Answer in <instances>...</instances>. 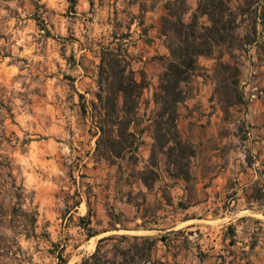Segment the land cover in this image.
Returning <instances> with one entry per match:
<instances>
[{"label":"rangeland","instance_id":"rangeland-1","mask_svg":"<svg viewBox=\"0 0 264 264\" xmlns=\"http://www.w3.org/2000/svg\"><path fill=\"white\" fill-rule=\"evenodd\" d=\"M166 1L0 0V163L5 166L0 167V264H82L100 239L123 234L158 238L154 256L164 264H264V225L253 250L243 249L218 208L182 210L187 203L172 195L165 156L160 157L163 179L152 190L137 174L148 164L125 162L121 171L97 160L91 103L98 91L101 51L129 34L122 42L132 60L137 46L151 54L149 72H136L149 83L152 75L157 77L159 84L161 59L167 57L160 49L167 48V40L139 42L136 32L143 33L156 21L161 25ZM186 1L189 18L200 0ZM229 1L238 15L236 36H250L257 43L218 45L199 61L202 69L189 89L191 95L201 89L198 77L215 82L224 112L217 140L225 141L233 155L249 159L245 141L264 125V0ZM204 62H214L212 72ZM220 62L241 69L245 104L232 107L243 111L261 99L260 123L240 109L223 108L216 93V79L224 74L218 77ZM14 179L26 189L21 201L10 190ZM258 197L256 213L264 215V198ZM22 211L37 217L30 237L16 233L33 229L29 222L18 223ZM90 232L96 235L89 237ZM116 242L108 240L101 249L110 250Z\"/></svg>","mask_w":264,"mask_h":264},{"label":"trees","instance_id":"trees-1","mask_svg":"<svg viewBox=\"0 0 264 264\" xmlns=\"http://www.w3.org/2000/svg\"><path fill=\"white\" fill-rule=\"evenodd\" d=\"M186 8V0H167L165 14L161 18L160 35L167 40L169 56L161 59L164 70L153 95L155 106L151 113V134L154 142L150 160L143 170L137 172L147 190H152L163 179L161 156L166 157V173L170 180L191 179L190 166L196 156V148L180 133L179 108L191 96L189 85L195 73L202 69L199 59L212 55L221 44L231 48L236 41H243V47L256 42L250 36L243 40L236 36L238 15L230 7L229 0H200L189 18ZM129 37L126 34L116 38L119 44H111L101 51L98 91L91 103V114L98 135L97 160L105 162L109 167L118 166L121 171L125 169V162L137 166L140 161L138 151L144 132L140 111L143 104H149L143 100L149 82L143 73L138 75L133 69V60L127 50L123 49L122 41ZM216 69L220 70L218 77L224 73L216 79V93L220 96L223 108L245 104L244 94L239 87V66L220 62ZM83 112H87L86 106H83ZM3 157L0 154V158ZM1 166L5 168L2 163ZM165 187L170 188V185L166 184ZM10 190L19 201L25 196V187L17 185L16 179ZM162 193L165 200L171 202L165 188ZM128 201L130 203L131 200ZM20 208L22 210V206ZM22 213V217L18 216V223L29 222L33 229L25 228L22 230L24 232L16 230V233H25L30 237L35 231L37 217L34 213ZM95 235L90 232L89 237ZM165 239L161 237V240ZM108 240L117 242L110 250L103 251L101 245ZM158 240L151 236H108L99 240L96 251L84 258L82 264H164L154 256Z\"/></svg>","mask_w":264,"mask_h":264},{"label":"crops","instance_id":"crops-1","mask_svg":"<svg viewBox=\"0 0 264 264\" xmlns=\"http://www.w3.org/2000/svg\"><path fill=\"white\" fill-rule=\"evenodd\" d=\"M158 22H153L154 26L143 33L137 30L139 42L148 38L154 41L163 39ZM140 49V46L134 47L137 58L133 59L132 66L137 72L148 73L152 64L149 56L151 54L140 52ZM160 54L168 57L169 51L163 46ZM202 60L203 57L199 59ZM205 63L202 64L212 72L214 62ZM151 77L148 79L149 87L145 90L143 98L144 102L149 104L148 106L144 104L140 111L144 132L140 138L138 156L143 167L148 164L154 142L151 134V113L155 106L153 95L158 87V78L153 75ZM198 80L201 81V89L194 92L179 108L180 133L196 148V156L190 169L191 179L173 181L172 195L179 201L187 203L182 207L186 212L192 206L218 208L224 216L222 219L234 229L236 234L233 238L237 239L236 243L245 246L243 249L253 250V241L258 235L259 227L264 225V220L260 218L264 215L256 213L260 201L258 196L264 198V125L258 126V132L251 133L250 138L245 141L247 143L245 147L249 149V159H245L241 154L233 155L232 151L225 147V141L217 140L218 128L223 122L224 112L214 93L215 82L204 77H198ZM86 81L87 79L82 80V84L86 85ZM238 109L242 111L241 108ZM238 109L231 107L230 111ZM262 111L263 107L259 99L248 108H244L242 113L260 123ZM165 178L167 179L166 176ZM230 209H233V212H230Z\"/></svg>","mask_w":264,"mask_h":264}]
</instances>
